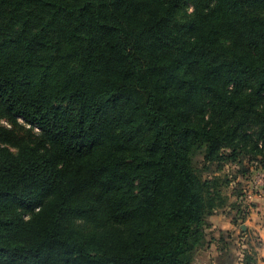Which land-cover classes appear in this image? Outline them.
Returning a JSON list of instances; mask_svg holds the SVG:
<instances>
[{
  "label": "trees",
  "instance_id": "1",
  "mask_svg": "<svg viewBox=\"0 0 264 264\" xmlns=\"http://www.w3.org/2000/svg\"><path fill=\"white\" fill-rule=\"evenodd\" d=\"M0 119V264L227 262L193 158L264 167V0H0Z\"/></svg>",
  "mask_w": 264,
  "mask_h": 264
},
{
  "label": "rangeland",
  "instance_id": "2",
  "mask_svg": "<svg viewBox=\"0 0 264 264\" xmlns=\"http://www.w3.org/2000/svg\"><path fill=\"white\" fill-rule=\"evenodd\" d=\"M18 121L25 128H29V126L22 119H18ZM0 124L10 127L6 119H0ZM33 131L35 134L38 133L36 130ZM35 134L34 136L36 137ZM223 152L226 157L225 159L219 161L221 163L206 164L203 160V156L197 154L193 158V164L204 178L211 179L213 177H218L219 182H221V192H223L227 198L226 205L224 204V206L216 209L213 214L215 216V219H213L214 223H210L208 217L209 228L206 230L207 239H211V237H215L217 239L221 236L227 243L226 249L229 252L226 255V258H229L227 262L223 263L222 261L224 258L223 256H220L218 259L219 261L218 263L216 262V264H237L238 259L241 258L243 246H246V243L242 240L244 235H241L242 232L239 229V225L243 224V217L248 214V212H258L255 209L252 210L250 208V203L246 198L245 191L247 190V186L249 185L252 177H254L258 171H263L264 167H260V165H258L259 157H255L254 155L240 154L235 160H233L228 158V155L230 154L229 150H225ZM259 194L264 196V192ZM231 218L232 225L229 224L230 227H227L230 231H220V233L217 228H212L213 224H216L217 227L220 226L225 228L228 226L226 219L231 220ZM257 238L258 236L256 239H253L254 244L257 243ZM218 246L222 247L224 244H217V247ZM209 247L211 246L209 245L205 249H201L197 252L195 256V264L214 263V258L212 256L214 249L210 251ZM212 248H215V244ZM219 253L221 252L219 251Z\"/></svg>",
  "mask_w": 264,
  "mask_h": 264
},
{
  "label": "crops",
  "instance_id": "3",
  "mask_svg": "<svg viewBox=\"0 0 264 264\" xmlns=\"http://www.w3.org/2000/svg\"><path fill=\"white\" fill-rule=\"evenodd\" d=\"M248 202L250 203V208L252 210L255 209L258 212H248V214L244 215L243 217V224L239 225V229L242 232L241 235H244L242 240L244 243H246V246H243L241 258L238 259L237 264H242L243 259L246 255L252 256L253 260L251 264H264V196H261L259 193H256L252 198L248 199ZM214 217V215L211 216V218L209 217L210 223H214ZM226 220V223L228 225L225 227L226 229L220 226L217 227L216 224H213L212 228H217L219 232L230 231L228 228L230 227V225H232V218L231 220ZM257 236V243L254 244L253 239H256ZM213 243L215 244V248H212L214 246ZM210 246V251L214 249V253L212 254L214 258L213 264H216V262L218 263L219 261L218 259L221 256V253H219L217 244L215 242H212Z\"/></svg>",
  "mask_w": 264,
  "mask_h": 264
},
{
  "label": "built area",
  "instance_id": "4",
  "mask_svg": "<svg viewBox=\"0 0 264 264\" xmlns=\"http://www.w3.org/2000/svg\"><path fill=\"white\" fill-rule=\"evenodd\" d=\"M264 170L258 171L254 177L249 182V185L247 186L246 198L250 199L252 196H254L256 193H262L264 192Z\"/></svg>",
  "mask_w": 264,
  "mask_h": 264
},
{
  "label": "water",
  "instance_id": "5",
  "mask_svg": "<svg viewBox=\"0 0 264 264\" xmlns=\"http://www.w3.org/2000/svg\"><path fill=\"white\" fill-rule=\"evenodd\" d=\"M242 228H243V226H242Z\"/></svg>",
  "mask_w": 264,
  "mask_h": 264
}]
</instances>
